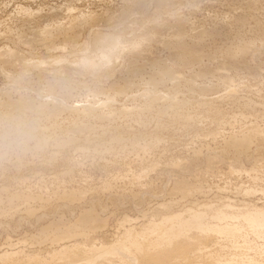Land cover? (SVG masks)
Returning <instances> with one entry per match:
<instances>
[{
	"label": "rangeland",
	"instance_id": "374dc122",
	"mask_svg": "<svg viewBox=\"0 0 264 264\" xmlns=\"http://www.w3.org/2000/svg\"><path fill=\"white\" fill-rule=\"evenodd\" d=\"M121 1L0 0V249L45 255L52 229L84 215L107 241L119 224L139 226L142 215L186 217L188 207L223 201L264 208V143L224 142L251 128L264 133V0ZM78 10L97 19L71 28ZM174 12L185 23L178 31ZM55 25L64 31L39 48L37 32ZM11 30L21 43L6 37ZM99 33L112 44L95 42ZM174 34L190 51L181 53ZM26 126L34 141L23 135ZM15 190L34 199L11 198ZM251 235L264 242V232Z\"/></svg>",
	"mask_w": 264,
	"mask_h": 264
},
{
	"label": "bare ground",
	"instance_id": "6f19581e",
	"mask_svg": "<svg viewBox=\"0 0 264 264\" xmlns=\"http://www.w3.org/2000/svg\"><path fill=\"white\" fill-rule=\"evenodd\" d=\"M122 1H124V0H122ZM129 1H131V0H129ZM248 1L250 4V3H254L256 0H248ZM127 2H128V0H127ZM108 4H110V3L108 2ZM122 4H125V3L123 2ZM126 4H128V3H126ZM56 8H57V6H56ZM67 10H69V9H66L67 14H68V12H71V9L69 11H67ZM78 11H76V12H78ZM21 12H22V10H21ZM72 12H74L76 15H74L72 17L70 16L71 22H70V24H68V26L71 25V28L73 26H76V28H78V26H79L80 29L84 28L87 26V24L92 23L93 21H95V19H97L96 15L91 14V13L86 14V13H83V11L82 12L79 11L78 13H76L75 11H72ZM22 13H25V12L23 11ZM177 14L178 13H175L172 16L174 17V20L176 21V24H177L176 26L180 27V28H177V31H178V29H181V27L184 26L185 23H183V19L181 18V16H179ZM10 15L11 14H9V16ZM21 15L22 14H20V16ZM72 15H73V13H72ZM11 16L8 19H10ZM15 16H18V14ZM20 16H19V18H22L24 16V14H23V16H21V17ZM68 16H69V14H68ZM97 17H99V16H97ZM19 18H18V20H19ZM70 18H69V21H70ZM13 19H15V18H13ZM240 19L241 18H235V19L233 18L229 21L231 23L237 24V23H240V21H241ZM11 20H12V18H11ZM25 21H26V19H25ZM175 21L173 23H175ZM155 22H157V21H155ZM160 22H161V20H160ZM164 24L166 25L167 23H164ZM157 25H159V22L157 23ZM160 25H163V24H160ZM160 25L158 27H160ZM48 26H50V25H48ZM48 26L41 28L37 32L42 36L41 38H42V41L44 42V43L41 42L38 44L39 48L41 46L42 47L44 46L47 48V45L50 43V42L49 43L47 42V40H50L48 38H51L55 33L58 34V33H61L62 31H64L63 26H58V25H55L54 27L53 26L48 27ZM10 29H8V30H10ZM19 35L17 33H13L12 30H11V32L9 31L8 34L6 33L7 38H10L11 40L12 39L15 40L18 44L21 43V41H22V38H20ZM179 35L180 34L175 35V39H176L174 42L175 46L181 51V53L186 54L190 50H188L185 47V42L183 43L182 38H180L181 35L180 36ZM74 37H75L74 33H70L67 36H65V39H68L69 40L68 42L72 43ZM93 40L95 42L109 43V45L112 44V39L108 38L106 35L101 34V33L94 35ZM30 42L31 41H29V43ZM33 45H34V43H33ZM34 48H36V47H34ZM13 52L14 51L6 52L5 54L7 56L4 54V56H6V58H4V61L6 63H10V61H12L13 56H14ZM134 71H136V69H134ZM160 72L161 71L155 72V74L160 75ZM168 74H170V73H168ZM173 79H174V77H173ZM175 79H177V78L175 77ZM188 82L189 81H187V83ZM178 83L175 82L174 86L178 85ZM188 84H191V82H189ZM52 88H54L53 85H52ZM176 88H177V86H176ZM202 89H200V91ZM177 103H179V102H173V103H171V105L172 104L174 105ZM161 109H159V112H162ZM125 112H127V110ZM125 112L123 111V113H125ZM135 113L138 114L139 116L141 114L139 112H135ZM101 118H102V116H101ZM182 120H184V122L187 121L185 118ZM15 128H16V126H15ZM33 129L34 128H32V126H28L25 130V133H23V135L26 134L25 136L28 137L26 139L27 141L30 138H32L30 140H33V137L35 136V135L33 136ZM75 129H76V131H81V130L90 131L92 128H90L88 125L87 126L86 125L85 126L84 125H76ZM244 129H245V127H244ZM242 130H243V127H242ZM240 131L241 130H239V133H242V131L241 132ZM23 132H24V130H23ZM102 132L104 133L106 131L102 130ZM261 132L263 133L262 129H261ZM236 133H237V135L233 134L229 138L227 137L228 138L227 141H224V142H227V144L231 145V147H232V145H236L239 148H244V149H246V147L249 148V146H250L249 144L252 143L251 141L253 140V137L257 138L260 143H264V136H263L264 133L262 135V133H260L258 130L254 129V128L248 129V130H246V133H243L240 135L238 134V132H236ZM46 140H47V138H46ZM68 140H72V139L68 138ZM113 140L115 142L120 141L118 136H115L113 138ZM47 142H48V140H47ZM53 142H55V139ZM58 142L60 143L59 140H58ZM34 143H35V147L40 148L42 150H43V147L45 148V145L47 146V144L45 143V140H43L41 138L37 139ZM54 144L57 145V142H55ZM227 144H225V145H227ZM24 146H26V145H24ZM33 146H34V144H33ZM59 146H60V144H59ZM62 146H64L63 143H62ZM62 146H60V147H62ZM24 148H26V147H24ZM33 149H35V148L33 147ZM36 152H38V151H36ZM51 157H53V155ZM137 181H139V180H137ZM176 182H174V183H176ZM53 189H55V188H53ZM180 189H183V188H180ZM187 189H186V191H188ZM62 190H63L64 195L67 194L65 192L68 191L71 193V191H72L71 189L66 190V188H64V187ZM193 190H195V189H193ZM56 191H58V189L57 190L55 189V192ZM182 191L184 192V189ZM177 192H179V190ZM23 193H27V194H23ZM23 193H21V194L20 193L18 194V192L14 193V194L12 193L11 198L16 197V199H21V201L22 200H25V201L31 200V198L34 199L33 198L34 194L30 195L31 192H30V194H28L29 192H23ZM56 193L58 194L59 192H56ZM63 193L61 196H64ZM184 193L187 194V192H184ZM55 196H57V195H55ZM39 197L41 198V196H39ZM39 197H37V198H39ZM11 198H9V200H11ZM40 198L37 200L42 199V198L41 199ZM63 199H65V198H63ZM70 199H72V198L70 197ZM35 200H36V197H35ZM12 201H8V202L11 203ZM44 201H45V199H44ZM176 202H178V201H176ZM176 202H174V203H176ZM180 202H181V199H180ZM223 203H224V201H223ZM223 203L220 202L221 205ZM220 204H219V206H217V204H216V206H214V207L212 206L213 205L212 203H209L207 206H206V204H204V206L206 208L205 207H204V209L202 208L203 210H200L199 208H196L195 210H190V209H194L195 207L194 208L188 207L189 211L186 208L187 212L189 213L187 215L188 217L187 216L185 217L181 213H177V211H176V213L174 212V214L173 213L170 214L167 211L168 213H165V215H163L164 213L162 214L158 208L164 209L166 206L162 205V207H160L161 206L160 204H158V206L154 205V207L156 209L155 212L158 210L162 214V216H159L160 214L158 215L156 213V215L154 217H156V216H159V217H156L154 219V217L152 216L153 219H150L149 217H151V216L147 217V215H142L143 218H141V219L143 222L141 221V224L139 226L138 225L136 226L137 228L134 226L135 223L132 224V227L131 226H124L123 225L124 223L119 224V225L123 226L122 230H121V227L119 228V226H118L117 228H119L121 231L119 233H117L115 231L116 234L114 233L113 235H111V237H110L111 240H107V241L105 239H101L102 237L100 238L98 233H97L98 235L93 234L94 232L92 230L94 228V225L96 224L95 218L91 215H84L81 217L79 223L76 222L77 224H73L70 226L68 225L67 227H64L63 229H60V230H58L59 228L56 230L52 229L53 235H52V237H50L51 239H49L50 242H52L50 245V247L52 246V248L50 250H48L45 255L39 254V252H37V253L35 252L33 254L23 253V254H19L20 256H17V253L19 251L18 249L15 252L14 251L13 252H9V251L7 252L4 249H0V264H15V263L21 264L22 262H23L22 264H264V242L263 243L260 242L259 243L260 245H259V244L253 243L254 240L252 242V241H250L251 239L249 240V238H247V237H249V236H247V234L248 235L249 234L250 235L251 234L257 235L258 234L260 236L261 233L264 232V208L262 209V207H261V209H260L259 207L256 208V206L255 207L251 206L250 208H248V207H245L246 206L245 205L244 206L245 209H243L244 208L243 206L237 207V208H234L232 206L234 208V210H231L233 208L231 207L230 204H228V203L223 204L222 207L220 206ZM63 206H64V204H63ZM163 206H164V208H163ZM248 206H250V205H248ZM169 207L171 208L170 204H169ZM246 208H248V209H246ZM181 209L183 210L185 208H181ZM173 210H175V209H173ZM178 210H180V209H178ZM88 211L90 213V210H88ZM88 211H86V212H88ZM152 211H154V210L152 209ZM84 213H85V211H84ZM149 215H151V214H149ZM144 216L149 218V219H146V221H144V219H145ZM124 218H122V219H124ZM208 218H210V219H208ZM135 220H134V222H135ZM139 220H137V221H139ZM132 221L133 220H131L129 222H132ZM98 223L101 224L100 222H98ZM125 224H128V223L125 222ZM136 224H137V222H136ZM104 225H106V224H104ZM100 229H101V227H100ZM102 229H104V226H102ZM100 231H102V230H99V232ZM104 235H106V234H104ZM79 236H80V238H79ZM255 238L257 239V237H255ZM259 240H261V238ZM10 251H12V250H10Z\"/></svg>",
	"mask_w": 264,
	"mask_h": 264
}]
</instances>
